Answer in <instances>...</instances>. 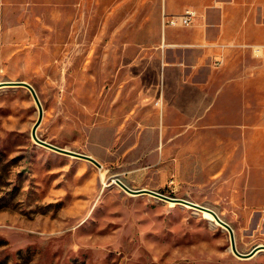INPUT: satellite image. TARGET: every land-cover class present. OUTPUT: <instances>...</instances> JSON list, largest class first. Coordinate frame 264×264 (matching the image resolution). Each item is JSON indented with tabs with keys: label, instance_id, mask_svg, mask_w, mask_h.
<instances>
[{
	"label": "rangeland",
	"instance_id": "1",
	"mask_svg": "<svg viewBox=\"0 0 264 264\" xmlns=\"http://www.w3.org/2000/svg\"><path fill=\"white\" fill-rule=\"evenodd\" d=\"M22 21L35 31L32 17ZM11 22L3 18L0 27L10 38L0 40V82H29L43 108L38 137L91 155L101 167L37 143L31 130L39 111L30 91L0 86V264H264L263 249L238 257L228 230L205 211L131 194L114 181L212 208L230 224L242 253L264 244V210L242 198L232 169L219 178L203 167L202 153L162 144L155 122L137 114L138 97L121 106L122 82L144 65L130 60L117 72L129 62L113 53L122 41L78 38L79 32L10 34ZM145 64L141 76L149 86L154 62Z\"/></svg>",
	"mask_w": 264,
	"mask_h": 264
},
{
	"label": "crops",
	"instance_id": "2",
	"mask_svg": "<svg viewBox=\"0 0 264 264\" xmlns=\"http://www.w3.org/2000/svg\"><path fill=\"white\" fill-rule=\"evenodd\" d=\"M185 8L195 11L192 23L165 22ZM25 17L37 22L34 32ZM3 18L15 21L10 34L79 32L78 38L122 41L113 53L129 62L117 72L130 60L144 65L122 82L121 106L138 97L137 114L155 122L162 144L202 153L203 167L219 178L232 169L242 198L264 210V0H0V27ZM148 61L156 74L149 86L141 76Z\"/></svg>",
	"mask_w": 264,
	"mask_h": 264
},
{
	"label": "water",
	"instance_id": "3",
	"mask_svg": "<svg viewBox=\"0 0 264 264\" xmlns=\"http://www.w3.org/2000/svg\"><path fill=\"white\" fill-rule=\"evenodd\" d=\"M7 85L23 86V87L27 88L30 91L32 97L34 98V100H35V102L37 104V107H38L39 115H38V118L35 121L34 125L32 126L31 136L37 143H39L41 145H44V146H46V147H48L50 149L66 153L68 155H72L74 157H78V158H83V159L89 160V161L93 162L94 164H96L98 167H101V163L97 159H95L93 156H91V155H87V154L75 152V151H72V150H69V149H65V148L56 146V145H54L52 143H49V142H47L45 140L40 139L38 137L36 131H37V128L40 125L42 117H43V108H42V104L40 102V99L38 97V94H37L35 88L27 81L17 80V81H2V82H0V86H7ZM114 181L117 184H119L125 191H127V192H129L131 194L148 193V194H152L154 196H157L159 198H162V199L170 201V202L172 201V202H175V203L188 205L190 207L196 208V209L201 210V211L210 212L211 214H213V216L218 221V223L222 227H224L225 229L228 230L229 236H230L231 249L240 258H249V257H252L255 253H257L260 249L264 250V244H258L254 248H252L249 252L242 253V252L238 251V249L236 247L235 237H234V232H233L232 227L226 221L221 219L220 216H218L217 212L215 210H213L212 208H210V207H207V206H204V205H200L198 203L192 202V201L187 200V199L167 196V195L162 194V193H160L158 191H155V190H152V189H148V188L132 189V188L128 187L124 182H122L119 178H115Z\"/></svg>",
	"mask_w": 264,
	"mask_h": 264
},
{
	"label": "built area",
	"instance_id": "4",
	"mask_svg": "<svg viewBox=\"0 0 264 264\" xmlns=\"http://www.w3.org/2000/svg\"><path fill=\"white\" fill-rule=\"evenodd\" d=\"M165 22L170 25H189L192 23L195 17V11L191 8H185L180 14L178 15H166Z\"/></svg>",
	"mask_w": 264,
	"mask_h": 264
},
{
	"label": "bare ground",
	"instance_id": "5",
	"mask_svg": "<svg viewBox=\"0 0 264 264\" xmlns=\"http://www.w3.org/2000/svg\"><path fill=\"white\" fill-rule=\"evenodd\" d=\"M203 212V211H202ZM205 213V215H206V217L207 218H209V219H212V220H214L215 219V217L213 216V214H211L210 212H207V211H205L204 212ZM219 216V215H218ZM221 218V217H220ZM217 221V220H216ZM218 222V221H217ZM261 250V249H260ZM239 251V250H238ZM256 254V253H255Z\"/></svg>",
	"mask_w": 264,
	"mask_h": 264
}]
</instances>
